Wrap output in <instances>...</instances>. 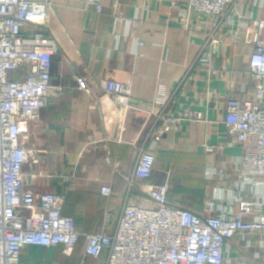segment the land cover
Here are the masks:
<instances>
[{"label":"crops","instance_id":"1","mask_svg":"<svg viewBox=\"0 0 264 264\" xmlns=\"http://www.w3.org/2000/svg\"><path fill=\"white\" fill-rule=\"evenodd\" d=\"M51 1L46 36L58 50L51 94L31 130V142L42 152L40 165L25 168V189L36 196L63 195V214L79 231L112 234L129 204L154 206L130 181L142 151L155 146L154 172L144 183L168 181L169 201L203 216L235 215L238 205L231 200L239 193L242 150L224 120L230 98L252 94L254 46L231 39L237 29L261 18L264 8L256 0H234L218 18L190 13L187 0H121L118 10L113 0H103V13L88 8L86 0ZM207 56L211 66L203 61ZM78 76L90 92L78 88ZM105 79L131 86L133 105L122 116L112 96L102 93ZM59 86L66 90L57 99ZM184 112L203 115L197 121L176 120L154 144L153 114ZM108 156L123 161L120 168L109 165ZM104 186L112 195L101 193ZM241 195L258 200L252 186ZM87 243L80 238L71 255L62 245L32 246L22 259L26 264H106L107 250L100 258L87 256ZM232 247V264L253 255L239 239Z\"/></svg>","mask_w":264,"mask_h":264},{"label":"built area","instance_id":"2","mask_svg":"<svg viewBox=\"0 0 264 264\" xmlns=\"http://www.w3.org/2000/svg\"><path fill=\"white\" fill-rule=\"evenodd\" d=\"M121 0H113L118 10ZM234 0H187L190 13L222 18ZM87 7L103 13V0H86ZM175 3V2H174ZM173 3V4H174ZM264 8V0H256ZM51 0H0V264H26L25 248L62 245L71 255L80 238L87 240L85 254L100 258L108 252L106 264H232L228 253L239 239L253 249L238 264H264V15L237 29L232 42L253 44L249 75L253 84L249 98H230L224 124L229 136L240 145L242 158L237 183L239 193L231 200L238 212L203 216L169 201L170 183H144L154 172L155 146L143 150L133 179L149 195L152 207L129 204L115 232H81L73 218L63 214L65 197L54 192L36 196L25 189V168L38 167L42 152L31 142L32 124L51 94V79L57 42L46 36ZM120 17H123L121 14ZM137 20L132 23L136 25ZM141 42L137 46H142ZM210 65L211 58L203 57ZM211 66V65H210ZM24 72L21 73V70ZM78 88L90 92L83 77ZM102 93L112 96L123 111L133 105L129 84L105 79ZM65 87L56 89L57 99ZM203 114H153L152 141L176 120L197 121ZM214 147H207L209 152ZM106 162L120 168L123 161L108 156ZM252 186L258 200L241 192ZM104 196L112 188L104 186ZM211 209L214 208L210 206ZM251 238L258 239L253 243Z\"/></svg>","mask_w":264,"mask_h":264}]
</instances>
